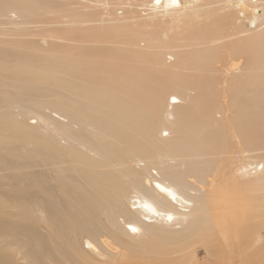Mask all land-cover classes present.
<instances>
[{"label": "bare ground", "instance_id": "obj_1", "mask_svg": "<svg viewBox=\"0 0 264 264\" xmlns=\"http://www.w3.org/2000/svg\"><path fill=\"white\" fill-rule=\"evenodd\" d=\"M18 263L264 264V0H0Z\"/></svg>", "mask_w": 264, "mask_h": 264}, {"label": "rangeland", "instance_id": "obj_2", "mask_svg": "<svg viewBox=\"0 0 264 264\" xmlns=\"http://www.w3.org/2000/svg\"><path fill=\"white\" fill-rule=\"evenodd\" d=\"M199 255H201L202 256V254L201 253H199ZM19 264V263H18Z\"/></svg>", "mask_w": 264, "mask_h": 264}]
</instances>
